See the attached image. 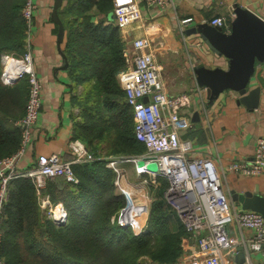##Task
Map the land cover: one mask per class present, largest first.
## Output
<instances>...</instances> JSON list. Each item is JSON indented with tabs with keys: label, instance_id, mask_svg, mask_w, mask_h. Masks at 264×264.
Returning a JSON list of instances; mask_svg holds the SVG:
<instances>
[{
	"label": "trees",
	"instance_id": "obj_1",
	"mask_svg": "<svg viewBox=\"0 0 264 264\" xmlns=\"http://www.w3.org/2000/svg\"><path fill=\"white\" fill-rule=\"evenodd\" d=\"M80 1L67 0L58 10L64 26V58L84 88L78 136L105 141L108 155L139 154L145 147L134 135L132 108L115 76L127 63L119 27L93 23L89 16L81 19L86 6ZM23 2L0 0V57L24 51ZM97 2L100 10L112 8L111 0ZM15 84L0 81V112L12 119L23 115L28 92L27 81ZM20 138V130L7 131L0 125V158L16 151ZM90 152L96 159L72 166L76 182L54 176L39 191L67 210L64 225L45 217L30 178L10 181L1 220L4 264H166L185 251L187 232L159 197L150 203L144 231H136L130 222L120 225L111 220L125 205V197L116 191L106 160ZM160 177L158 189H165L168 183Z\"/></svg>",
	"mask_w": 264,
	"mask_h": 264
},
{
	"label": "built area",
	"instance_id": "obj_2",
	"mask_svg": "<svg viewBox=\"0 0 264 264\" xmlns=\"http://www.w3.org/2000/svg\"><path fill=\"white\" fill-rule=\"evenodd\" d=\"M146 6L163 11L173 7V0H144ZM35 0H24L20 15L25 23L24 51L2 53L0 57V81L4 85H13L20 80L27 81V99L23 115L17 119L20 130V144L13 153L0 158V248L2 208L8 198L10 181L18 177L30 178L39 195V205L47 219L56 225L67 222V210L61 203H52L48 195L40 194L48 178L65 177L68 181H77L72 166L96 159L78 139L69 142L71 159L64 160L58 154L38 155L31 164L21 166V161L30 146L33 131L37 126L42 106V83L35 71L31 53V26ZM115 24L127 28L142 18L138 0H113ZM191 18L179 19L181 30ZM208 23L213 26L229 27L226 17L216 16ZM135 51L133 66L125 68L120 81L127 103L133 112V131L136 139L144 145V151L132 155H115L107 158L117 179L124 180L121 165L131 162L137 176L148 177L154 187L160 184L156 177H164L167 187L164 196L176 209L185 231V251L182 258L166 264H187L201 260L203 264H226L242 247L247 264H264V217L252 210H236L231 192L222 191L220 179H226V172L243 177L257 176L264 172V136L255 140L253 154L246 159H232L226 169L220 157H215L219 167L210 158L194 159L187 155L191 148L188 139H181L179 129L182 125L179 111L191 105L190 94L186 91L169 93L162 78L161 64L157 59L156 46L148 37L135 38L131 42ZM147 100H144V98ZM205 110V103H202ZM145 157V163L155 161L157 171L152 172L145 165L137 166L136 160ZM117 185V184H116ZM125 197L126 205L117 215V222L132 224L136 231H144L149 208L144 201L143 207L133 198L125 183L118 186ZM233 207L232 213L230 208ZM233 220L238 229H249V238L235 242L229 235V222ZM249 247L261 253L258 261L249 256ZM0 264H4L0 256Z\"/></svg>",
	"mask_w": 264,
	"mask_h": 264
},
{
	"label": "crops",
	"instance_id": "obj_3",
	"mask_svg": "<svg viewBox=\"0 0 264 264\" xmlns=\"http://www.w3.org/2000/svg\"><path fill=\"white\" fill-rule=\"evenodd\" d=\"M66 1L63 0L62 5L66 4ZM97 1L78 2L86 6L81 19H87L89 16L93 23L102 21L105 24H115L113 0L109 11L100 10ZM138 1L142 18L127 28H119L121 39L125 43L124 53L127 62L125 67L115 72L120 86L123 88L119 77L121 72L133 66L135 51L131 47L132 40L148 37L156 46L157 59L161 64L162 78L168 92L186 91L191 97V105L179 111L182 123L179 129L180 138L188 139L191 143L187 155L194 159L210 158L218 167L215 157H220L225 169L232 159L250 158L255 140L264 136V59H255L245 85L246 91L258 89L256 105L251 106L240 100L242 95L236 89H213L210 86L206 80V73L229 69L230 60L208 48L200 38V31L211 28L208 23L211 18L222 16L229 22V27L224 28L223 32L229 34L233 23L238 20L237 11L240 9L250 11L264 20V0H173V7L163 11L146 6L144 0ZM35 2L31 26V53L35 71L42 83V106L32 142L20 165L31 164L41 154L55 153L64 160H70L72 156L69 142L75 139L82 141L97 157L107 161V158L115 155L107 154L105 141L98 139L86 141L78 136L81 121L79 102L83 85L72 77L74 68L65 67L66 60L62 51L64 38L59 46L57 45V25L51 19L53 0ZM186 18H191V21L180 30L178 20ZM19 82L26 85V80ZM202 103H205L206 111L202 110ZM0 125L7 131L19 130L17 119L10 118L2 111ZM121 168L124 177L126 171L127 177H134L139 184L142 183L141 189L149 188L151 185L148 177L135 174L131 162L123 163ZM220 184L225 194L231 192V198L233 191L240 193L250 191L264 196V172L252 177L226 172V179L221 178ZM161 188L163 189L161 191H164V187ZM155 198L157 195L151 200L146 199L148 208ZM234 204L236 210H242L239 203ZM232 210L233 207L230 208V213ZM176 214L177 212L174 216L178 219ZM229 235L235 242H239L243 238H249L251 231L245 228L238 229L231 220ZM249 252L253 261L261 258L258 250L249 247ZM236 254L226 264H247L244 259L238 263L235 260ZM179 258H182L181 253L176 260ZM187 264L203 262L199 259Z\"/></svg>",
	"mask_w": 264,
	"mask_h": 264
},
{
	"label": "water",
	"instance_id": "obj_4",
	"mask_svg": "<svg viewBox=\"0 0 264 264\" xmlns=\"http://www.w3.org/2000/svg\"><path fill=\"white\" fill-rule=\"evenodd\" d=\"M63 0H53L51 19L57 25V45L59 46L64 35V26L58 14ZM238 20L233 23L229 34L220 27L211 25V28L201 30L200 38L205 45L218 55H224L230 60L229 69H218L206 73V80L213 89L233 88L241 95V101L255 106L258 98V89L246 91L245 85L256 58L264 59V20L258 15L240 9L237 11ZM67 61L65 62V67ZM144 100H147L145 97ZM145 157L136 160L137 166L145 165L152 172L157 171L155 161L145 163ZM234 202L240 204L244 210L259 212L264 217V196L250 191L232 192ZM244 259L242 247H238L235 260L239 263Z\"/></svg>",
	"mask_w": 264,
	"mask_h": 264
},
{
	"label": "rangeland",
	"instance_id": "obj_5",
	"mask_svg": "<svg viewBox=\"0 0 264 264\" xmlns=\"http://www.w3.org/2000/svg\"><path fill=\"white\" fill-rule=\"evenodd\" d=\"M81 90L83 92V90H84L83 86H82ZM124 179L125 180H123V182H122L121 178L117 179L116 177H113V182L115 184V188H116V191L118 193H120V191L118 190V186L126 183V185H127L126 187L132 192L133 198L136 197L138 199L140 198L139 200H145L146 201V199L147 200H151V198H153L155 195H157V197H159V198L161 196V199H163L167 210L170 213H172L173 215H175L176 209L171 205V203H169V201L168 202L166 201L167 199L166 200L164 199L165 198L164 191H161L163 189H158L159 188L158 186L154 187V186H152L150 184H149L150 185L149 188H144L143 187V189H141L140 187H142V183L139 184V182L137 180H135L134 177H127L126 171H125ZM160 179H161V177H156V181L159 184L161 183ZM146 203L148 205L147 201H146ZM125 205H126V201H125ZM125 205L123 207H125ZM123 207L119 210L118 214H120V212H122ZM111 220L114 221V222H117L118 219H117V217L114 216V217L111 218ZM176 221L179 222V223H182L181 220L179 219V217H178V219H176Z\"/></svg>",
	"mask_w": 264,
	"mask_h": 264
},
{
	"label": "bare ground",
	"instance_id": "obj_6",
	"mask_svg": "<svg viewBox=\"0 0 264 264\" xmlns=\"http://www.w3.org/2000/svg\"><path fill=\"white\" fill-rule=\"evenodd\" d=\"M120 182H121V181H120ZM125 185H126V184H125ZM132 187H133V186H132ZM134 196H135V195H134ZM137 196H138V195H137ZM134 198H135V200L138 201V202H137L138 205H140L141 207H143V205H144V201H145V200H139L140 198L138 199V198H136V197H134ZM143 198H144V197H143Z\"/></svg>",
	"mask_w": 264,
	"mask_h": 264
}]
</instances>
